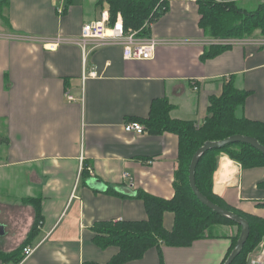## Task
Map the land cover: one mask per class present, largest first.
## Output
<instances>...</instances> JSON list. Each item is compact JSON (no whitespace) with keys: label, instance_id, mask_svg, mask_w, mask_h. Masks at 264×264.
<instances>
[{"label":"crops","instance_id":"1","mask_svg":"<svg viewBox=\"0 0 264 264\" xmlns=\"http://www.w3.org/2000/svg\"><path fill=\"white\" fill-rule=\"evenodd\" d=\"M99 1L9 0L3 10L9 25L0 18V136L6 137L0 141V250L20 246L33 225L35 210L25 198L40 199L41 220L28 245L37 246L34 252L20 263L0 264L105 263L118 249L93 243L94 222L144 219L138 189L173 196L177 135L123 128L129 119L145 118L154 99L169 102L172 119L202 123L209 96L232 80L237 89L249 91L236 114L264 122V46L233 44L201 61L212 39L199 25L195 0H165V12L151 26L150 35L162 42L150 60H125L119 45L92 49L88 42L83 52L76 43L57 41L78 38L84 23L98 19L106 9ZM92 69L96 75H87ZM84 162L87 179L100 180L103 190L82 181ZM262 180L264 168H242L221 153L213 192L229 206L263 216ZM123 187L132 193L107 192ZM173 218L165 212L166 229ZM231 231L221 225L216 232L225 237H205L185 247L161 245L163 262L220 264ZM261 249L248 254L247 264H264ZM159 262L153 247L125 264Z\"/></svg>","mask_w":264,"mask_h":264},{"label":"trees","instance_id":"2","mask_svg":"<svg viewBox=\"0 0 264 264\" xmlns=\"http://www.w3.org/2000/svg\"><path fill=\"white\" fill-rule=\"evenodd\" d=\"M9 0H0V18L8 26L9 21L3 14ZM239 0H196L200 14L199 25L204 34L211 38H264V2H259L254 9L237 4ZM71 0H67L69 4ZM109 10L110 22L113 23L117 12H120L124 27L139 30L141 35H150L144 29L145 21L153 22L165 12V0H100ZM231 45L211 43L203 51L200 60L212 58ZM249 91L237 89L232 80L223 83L218 95L211 94L208 98L207 115L202 123L192 120L172 119L169 115L171 105L164 98L154 99L149 113L145 118H132L129 121L142 123L145 130L152 135L171 132L178 137V167L173 182L174 194L165 199L156 197L138 189L135 197L143 202L146 217L141 220H101L91 227L92 241L101 248L117 247V252L105 263L87 261L85 264H125L140 259L150 248H157L159 264H164L161 245L172 247L189 246L195 240L205 237L226 236L217 234L216 228L221 225L234 226L237 230L229 236L230 246L220 264L229 256L239 233L240 225L234 220L219 215L204 205L192 192L188 180V168L195 151L205 141H218L234 134L252 136L264 145V122L238 116L236 109L242 106ZM0 141L6 137L0 136ZM221 153L238 162L242 168H264V154L243 142L228 143L203 152L197 161L194 177L198 190L213 203L243 217L249 224V235L231 264H247V256L264 239V215L257 216L242 212L226 204L221 197L213 192L214 175L218 167ZM88 168L85 162L81 170L82 181H86ZM264 188V180L258 183ZM108 193L123 197L124 193L113 188ZM25 203L33 205L35 217L33 225L20 246L9 252L0 250V260H14L20 263L23 249L31 243L38 233L41 220L40 199L28 197ZM264 207V203L261 204ZM165 212L173 213V225L166 229L163 225Z\"/></svg>","mask_w":264,"mask_h":264},{"label":"built area","instance_id":"3","mask_svg":"<svg viewBox=\"0 0 264 264\" xmlns=\"http://www.w3.org/2000/svg\"><path fill=\"white\" fill-rule=\"evenodd\" d=\"M196 1V0H195ZM62 11V10H61ZM153 22L145 21L143 28L151 31V26ZM57 41H66L71 43H76L80 45L85 52V48L88 42H91L92 49L106 46V45H119L122 49V56L125 60H150L154 57L155 49L158 44L162 41L156 39L152 35H141L139 30L132 28H125L123 24L122 15L117 12L115 21L110 22V13L108 9H102L99 13V18L86 22L82 25L80 36L76 39H57ZM223 44V45H233L238 43H249L256 47L264 46V38L261 37H249V38H216L210 41V44ZM49 49L53 50V44L48 45ZM85 55V53H83ZM87 75H96L94 69L90 70ZM85 74L83 73V77ZM193 89H197L194 86ZM68 99H72L68 96ZM123 128L127 132H133L136 134L144 133L145 127L142 123L138 121H127L123 124ZM123 177L129 180L131 184V176L128 172L123 173ZM264 241L261 243V248L264 247ZM37 246H26L23 249L22 261L28 258L36 249ZM262 250V249H261ZM264 254L262 250L260 253V258Z\"/></svg>","mask_w":264,"mask_h":264},{"label":"water","instance_id":"4","mask_svg":"<svg viewBox=\"0 0 264 264\" xmlns=\"http://www.w3.org/2000/svg\"><path fill=\"white\" fill-rule=\"evenodd\" d=\"M233 142H243V143L250 144L252 147H254L255 149H257L258 151H260L261 153L264 154V145L259 143L257 141V139H255L252 136H246V135H242V134H234V135H231L227 138H224V139L218 140V141H205L193 154L192 159H191L190 164H189V168H188L189 185H190L192 192L198 198V200H200V202H202L204 205H206L208 208L215 211L219 215L230 218L240 225V233H239L238 239H237L232 251L230 252L229 256L227 257V259L224 261L223 264H231L233 259L240 253V251H241V249H242V247H243V245H244V243H245V241L249 235V224H248L247 220H245L243 217H241V216L235 214L234 212L227 210V209L213 203L207 197H205L198 190V188L196 186L194 171H195V167H196L198 158L203 152H205L206 150H208L210 148L221 147V146H224L228 143H233ZM87 184L90 185L91 187H95V188L97 187L100 190L104 189V184L96 178L87 179ZM120 191L124 194H131L132 193L131 189H129L127 187L121 188ZM1 231H2V227L0 226V232Z\"/></svg>","mask_w":264,"mask_h":264},{"label":"rangeland","instance_id":"5","mask_svg":"<svg viewBox=\"0 0 264 264\" xmlns=\"http://www.w3.org/2000/svg\"><path fill=\"white\" fill-rule=\"evenodd\" d=\"M260 1H261V2H264V0H239V1H236V3H237V4H240V5H243L244 7L248 8V9H254V8L258 5V3H259ZM254 37H261V36H254ZM261 38H263V37H261ZM230 227H232V231H231V233H230V235H231V234H233V233L235 232V230H237V229H236V227H234V226H230ZM262 241H264V239H263ZM262 241L260 242L259 245H261Z\"/></svg>","mask_w":264,"mask_h":264}]
</instances>
